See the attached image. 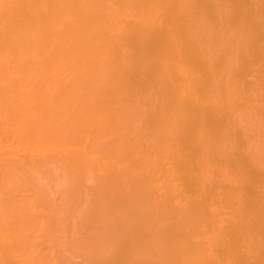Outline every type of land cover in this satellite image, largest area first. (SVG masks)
<instances>
[{
  "label": "bare ground",
  "instance_id": "obj_1",
  "mask_svg": "<svg viewBox=\"0 0 264 264\" xmlns=\"http://www.w3.org/2000/svg\"><path fill=\"white\" fill-rule=\"evenodd\" d=\"M0 264H264V0H0Z\"/></svg>",
  "mask_w": 264,
  "mask_h": 264
}]
</instances>
